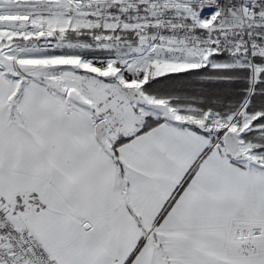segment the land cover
Here are the masks:
<instances>
[{"label":"snow or ice","instance_id":"1","mask_svg":"<svg viewBox=\"0 0 264 264\" xmlns=\"http://www.w3.org/2000/svg\"><path fill=\"white\" fill-rule=\"evenodd\" d=\"M0 264H264V0H0Z\"/></svg>","mask_w":264,"mask_h":264}]
</instances>
